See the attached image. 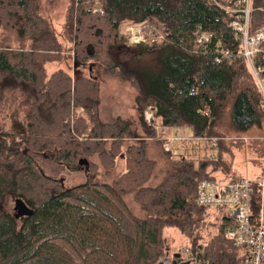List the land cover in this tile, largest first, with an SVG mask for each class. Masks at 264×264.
Returning <instances> with one entry per match:
<instances>
[{
	"label": "trees",
	"instance_id": "obj_1",
	"mask_svg": "<svg viewBox=\"0 0 264 264\" xmlns=\"http://www.w3.org/2000/svg\"><path fill=\"white\" fill-rule=\"evenodd\" d=\"M68 1L61 41L39 14L37 0H0V264H156L170 257L167 229L188 240L185 248L199 253V264H242L241 252L224 234L227 218L214 212L222 210L199 208L196 195L199 183L217 174L240 179L223 160L231 154L228 142L264 127V41L253 69L243 58L215 62L218 48L235 56L241 46L229 28L234 0ZM93 2L99 12H92ZM250 8L253 34L264 28V0H251ZM149 21L161 27L160 42L129 44L118 35L122 25ZM196 32L211 34L205 47L195 45ZM63 42L72 45L76 67L98 64L133 83L139 133L127 120L101 119L97 79H73L64 69L48 74V64L63 60ZM119 46L137 50L131 62L157 51L173 62L167 73L144 82L115 60L112 51ZM149 108L159 125L217 139L215 157L174 159L160 147L158 166L147 152V139L155 135L145 120ZM201 143L211 149L208 140L192 149ZM32 154H49L70 171L82 159L91 171L92 158L107 168L123 155L124 169L111 184L63 190L43 175ZM157 170L158 181L148 185ZM6 196L32 215L7 214ZM128 196L142 217L129 208ZM213 226L215 234L202 242L201 233Z\"/></svg>",
	"mask_w": 264,
	"mask_h": 264
},
{
	"label": "rangeland",
	"instance_id": "obj_2",
	"mask_svg": "<svg viewBox=\"0 0 264 264\" xmlns=\"http://www.w3.org/2000/svg\"><path fill=\"white\" fill-rule=\"evenodd\" d=\"M39 14L43 16L47 21H49L54 27L56 34L61 41H64L61 37L63 31V25L67 15V10L69 7L68 0H37ZM76 6L79 5V1L76 0ZM88 4V3H87ZM100 5L98 2H93L91 5L92 12L97 10L99 12ZM96 13V12H95ZM123 26L119 30V37L123 38ZM159 28L162 33V29L155 21H149L141 25H136L130 28H139L140 33L143 36L154 37L155 31L149 33L150 28ZM137 30V29H136ZM148 30V31H147ZM125 33L129 35V42L141 41L140 37H135L131 33V29L126 28ZM148 41H157L148 39ZM160 42V41H159ZM64 45V56L61 63L48 64L46 66L48 74H51L55 70L64 69V71L71 74L72 78L78 75L91 76L100 82V98L103 102L101 108V116L107 122L114 119L117 115L118 118L127 120L132 123V128L135 132L139 133V127L137 125L138 114L134 106V97L136 95L135 87L131 81L121 80L117 76L105 73L102 67L98 64L93 65L86 64L84 66L76 67L75 56L73 54L72 45L63 42ZM137 50L127 49L124 46H119L112 51V55L118 63L126 66L128 75H138L144 82H150L154 78L160 76L161 74L167 73L173 58L167 53L154 52V53H142L139 60L136 59L133 62L132 57ZM130 62V63H128ZM92 65V66H91ZM134 107V108H133ZM78 115H82L81 111H77ZM114 115V116H113ZM146 123L149 124L147 121ZM241 139L236 141L228 142L231 148V154H223V160L231 163V170L237 176V178H255L257 176L263 175L264 172V127L261 130L253 129L248 132V134L240 137ZM232 139V138H231ZM134 139H128L126 143H134ZM148 142V157L155 159L158 162L160 158V147L163 148L162 144L160 146L159 142L153 137L147 139ZM216 150H211L208 144H199L197 148L192 149L188 152L187 157L197 161L201 157L210 156L215 157ZM37 168L51 180L59 183L60 188L67 190L70 188H75L89 182L105 183L111 184L123 171L124 161L119 160V156L116 160L114 166H108L105 168L98 159L95 157L89 161V165H95L96 170H91L89 172L85 171L84 168L76 171H70L65 166L55 162L54 158L49 154L31 155ZM176 159V158H174ZM79 164V163H78ZM160 166V163H158ZM160 170L153 173L152 183L149 181L148 185H154L158 181V175ZM219 175V174H217ZM221 176V175H220ZM216 177V181L227 182V179H220ZM156 179V180H155ZM126 203L132 212L142 217V212L139 206L136 204L131 196L126 197ZM16 203L17 200L11 196H6L3 201L4 209L7 214L15 216L16 214ZM211 211H213L211 209ZM218 217L222 214L214 211ZM15 218V217H14ZM167 241L170 247L169 256L171 257L174 253H178L181 249L189 244L188 240L181 235L175 229L166 230ZM216 232V227H210L208 230L203 231L201 234L203 236L202 242H205ZM172 261V258H170Z\"/></svg>",
	"mask_w": 264,
	"mask_h": 264
},
{
	"label": "built area",
	"instance_id": "obj_3",
	"mask_svg": "<svg viewBox=\"0 0 264 264\" xmlns=\"http://www.w3.org/2000/svg\"><path fill=\"white\" fill-rule=\"evenodd\" d=\"M251 0H234V19L229 22L235 39H239L241 46L233 56L228 50L218 48L215 62L230 61L233 58H243L247 65L253 69V59L260 51V43L264 41V28L253 34L249 32V16ZM210 4L218 5L216 0H209ZM100 11V10H99ZM94 13L97 10L93 11ZM136 25L123 26V39L129 44L145 43L148 39L161 41L164 38L159 28H150L149 33L155 31L154 37L143 36L139 28H130ZM126 28L131 29L133 36L140 37L141 41L129 42ZM137 29V30H136ZM147 30V31H148ZM211 34L196 32L194 43L198 47H205ZM155 110L149 108L145 112V120L154 128V138L162 143L163 150L173 157H186L191 150V145L208 140L211 150H216L218 140L215 138H193L184 133L179 127H166L156 123ZM196 205L199 208L222 210L228 224L225 227V237L239 249L242 256V264H264V174L255 178H241L235 181L221 182L216 180H202L197 189ZM181 261L189 264H199L198 254L191 253L188 249L178 252ZM171 257L159 261L162 264H170Z\"/></svg>",
	"mask_w": 264,
	"mask_h": 264
},
{
	"label": "water",
	"instance_id": "obj_4",
	"mask_svg": "<svg viewBox=\"0 0 264 264\" xmlns=\"http://www.w3.org/2000/svg\"><path fill=\"white\" fill-rule=\"evenodd\" d=\"M78 166H79L78 167L79 170L84 168L85 171L87 172L89 171V166H88V162L86 159L80 160ZM16 210H18L19 212L17 216H22V217L23 215L31 216L33 212L32 210H29L28 208H26L24 203H21V202L16 203ZM17 216H14L15 219H18ZM171 258H172V261L170 264H189L187 261L179 262V260L181 259L179 253L173 254ZM157 264H162V263H157Z\"/></svg>",
	"mask_w": 264,
	"mask_h": 264
},
{
	"label": "crops",
	"instance_id": "obj_5",
	"mask_svg": "<svg viewBox=\"0 0 264 264\" xmlns=\"http://www.w3.org/2000/svg\"><path fill=\"white\" fill-rule=\"evenodd\" d=\"M56 71V70H55ZM101 103L103 104V102L101 101ZM134 108V107H133ZM101 116V115H100ZM114 116V115H113ZM118 116V115H117ZM115 117V118H118V117ZM114 118V119H115ZM101 119L103 120V121H106L107 122V120H104L103 118H102V116H101ZM126 120V119H125ZM179 128H181L183 131H184V133L186 134V135H188V134H190L191 132L188 130V129H186V128H182V127H179ZM173 157V156H172ZM173 158H176L177 159V157H173ZM219 177L218 178H220V179H222V178H224V176H220V174L218 175ZM158 263H159V261H158ZM157 264V263H156Z\"/></svg>",
	"mask_w": 264,
	"mask_h": 264
},
{
	"label": "flooded vegetation",
	"instance_id": "obj_6",
	"mask_svg": "<svg viewBox=\"0 0 264 264\" xmlns=\"http://www.w3.org/2000/svg\"><path fill=\"white\" fill-rule=\"evenodd\" d=\"M15 211H16L15 216H17V214H18L19 212H18V210H16V209H15ZM17 217H18V219H21V218H22V216H17Z\"/></svg>",
	"mask_w": 264,
	"mask_h": 264
}]
</instances>
